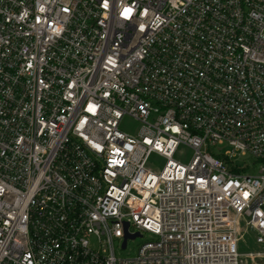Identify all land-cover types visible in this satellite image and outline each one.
I'll return each instance as SVG.
<instances>
[{
  "label": "built area",
  "instance_id": "1",
  "mask_svg": "<svg viewBox=\"0 0 264 264\" xmlns=\"http://www.w3.org/2000/svg\"><path fill=\"white\" fill-rule=\"evenodd\" d=\"M245 258H264V0H0V264Z\"/></svg>",
  "mask_w": 264,
  "mask_h": 264
},
{
  "label": "rangeland",
  "instance_id": "2",
  "mask_svg": "<svg viewBox=\"0 0 264 264\" xmlns=\"http://www.w3.org/2000/svg\"><path fill=\"white\" fill-rule=\"evenodd\" d=\"M139 127V122L132 119L131 117H124L123 120L120 123V129L126 132H131L134 133L137 131ZM227 148L226 144L220 145L216 144L213 146L209 147V150L213 154H220V152H223ZM192 151L191 149L187 147H181L176 154L174 155V158L176 160H179L181 162H187L189 158L191 157ZM166 160L158 155H153L151 160L149 161V164L155 169V170H160ZM234 162L237 163V165H242L245 166L249 163H254L255 162V170H252L253 172L257 171L256 163L258 162L257 159H255L251 155H238L234 158ZM150 239L149 235H144L143 237H136V238H129L128 239V245L126 248H123L121 246V243L119 244L118 242L116 243V254L118 256H134L137 254L139 246ZM240 250L243 253H247L249 251H258L259 248L255 243L254 237L252 235H245L243 238L242 242L240 243ZM246 264H264V258H255L254 261H252L250 258H245Z\"/></svg>",
  "mask_w": 264,
  "mask_h": 264
},
{
  "label": "water",
  "instance_id": "3",
  "mask_svg": "<svg viewBox=\"0 0 264 264\" xmlns=\"http://www.w3.org/2000/svg\"><path fill=\"white\" fill-rule=\"evenodd\" d=\"M128 236V234L126 235V237ZM125 244H126V239L124 240V243H123V245L125 246Z\"/></svg>",
  "mask_w": 264,
  "mask_h": 264
}]
</instances>
